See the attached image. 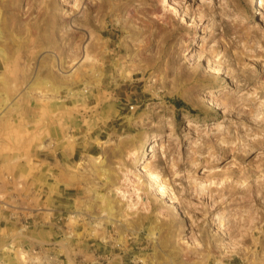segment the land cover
Listing matches in <instances>:
<instances>
[{"label":"rangeland","instance_id":"rangeland-1","mask_svg":"<svg viewBox=\"0 0 264 264\" xmlns=\"http://www.w3.org/2000/svg\"><path fill=\"white\" fill-rule=\"evenodd\" d=\"M0 49V264H264V0H0Z\"/></svg>","mask_w":264,"mask_h":264},{"label":"bare ground","instance_id":"bare-ground-1","mask_svg":"<svg viewBox=\"0 0 264 264\" xmlns=\"http://www.w3.org/2000/svg\"><path fill=\"white\" fill-rule=\"evenodd\" d=\"M22 1H23V0H22ZM26 1H27V0H26ZM29 1H30V0H29ZM84 1H85V0H84ZM201 1H204V0H201ZM78 3H79V2H78ZM27 4L29 5V8H28V11H29V9L31 8V5H30L31 3H28V2H27ZM44 5H45V4H44ZM20 6H21V5H20ZM43 7H44V6H43ZM80 7H81V6H80ZM81 9H82V8H81ZM137 9H138V7H137ZM28 11H27V12H28ZM132 11H133V10H132ZM157 11H158V10H157ZM160 11H161V10H160ZM187 11H188V10H187ZM81 12H82V14H83L84 16H88V11H87L86 9L81 10ZM158 12H159V11H158ZM205 12H206V13H207V12L212 13V9H211V8H206V9L204 10V13H205ZM19 13H20V12H19ZM23 13H24V12H23ZM128 13H129V12H128ZM147 13H148V12H147ZM152 13H153V12H152ZM161 13H162V12L159 13V17H160V15H162ZM40 14H41V13H40ZM23 15H24V14H23ZM26 15H27V14H26ZM156 15H157V14H156ZM28 17H29V16H28ZM155 17H158V16H155ZM162 18H163V17H162ZM67 19H68V18H67ZM71 19H72V18H71ZM71 19H70V20H71ZM160 19H161V18H160ZM21 20H23V19H21ZM70 20L68 19V21L72 24V21H70ZM150 20H151V19H150ZM163 20H164V19H163ZM161 21H162V20H161ZM18 23H19V22H18ZM18 23H17V24H18ZM85 24H86V23H85ZM71 26H72V25H71ZM89 26H90V25H89ZM157 26H158V25H157ZM10 27H11V26H10ZM77 28H78V27H77ZM159 28H160V26H159ZM84 29H85V28H84ZM86 30H87V29H86ZM90 31H92V30H90ZM87 33H88V32H87ZM144 36H145V35H144ZM4 51H5V50H4ZM5 52H6V51H5ZM1 54H3V52H2V50L0 49V55H1ZM6 61H7V60H6ZM89 70H90V69H89ZM99 88H100V87H99ZM100 90H101V89H100ZM155 144H157V142L154 143L153 146H154ZM144 150H145V152H146V151L148 152V150H146V149H144ZM140 159H141V158H140ZM140 159H139V160H140ZM106 200H107V199H106ZM103 202H104V201H103ZM108 207L110 208V206H108ZM112 221H113V220H112Z\"/></svg>","mask_w":264,"mask_h":264}]
</instances>
